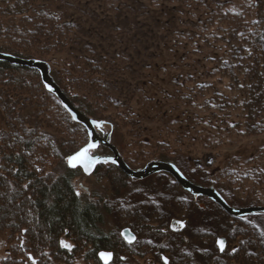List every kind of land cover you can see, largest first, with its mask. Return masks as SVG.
<instances>
[{
	"label": "trees",
	"instance_id": "16d2710c",
	"mask_svg": "<svg viewBox=\"0 0 264 264\" xmlns=\"http://www.w3.org/2000/svg\"><path fill=\"white\" fill-rule=\"evenodd\" d=\"M57 1L0 0V52L49 63L70 42L81 45V54L62 59L51 75L76 108L102 122L98 134L103 139L112 144L121 139L122 150L140 157L160 153L163 160L187 158L227 203L239 199L264 205V166L257 163L262 158L248 154L264 138L260 9H231L221 0H122L118 5L106 0L104 16L95 13V28L105 31L108 41L119 37L123 48L97 54L94 44L72 38L75 32L92 35L93 28L83 30L74 13L64 9V0H59L61 5ZM129 48L140 58L137 69L128 66L133 59ZM165 56L176 71L164 83L158 72H164ZM145 60H154L158 70L145 67ZM120 62H126L121 73L132 76L122 79L124 89L117 99L105 87L103 68L118 69ZM24 100L37 108V121L30 128L18 114ZM0 122V232H8L11 244L0 264H105L101 252L111 253L108 264H134L158 251L144 237L128 243L105 230L109 201L90 200L76 190L72 179L80 167L70 168L66 160L87 142V133L45 89L37 70L0 60ZM104 150L99 145L91 154ZM103 168L110 198H118L129 178L108 162L94 172ZM169 195L167 206L183 208L175 193ZM143 209H119V223L145 235H163L157 218L163 214L152 217L150 209ZM218 211L212 235L226 238L225 250L216 249L210 234L205 240L213 251L209 258L189 260L181 251L172 264H264L254 226L220 207ZM196 240L180 236L178 242L194 249L199 247Z\"/></svg>",
	"mask_w": 264,
	"mask_h": 264
},
{
	"label": "rangeland",
	"instance_id": "374dc122",
	"mask_svg": "<svg viewBox=\"0 0 264 264\" xmlns=\"http://www.w3.org/2000/svg\"><path fill=\"white\" fill-rule=\"evenodd\" d=\"M106 0H64V9L68 14H73V19L77 20L76 22L82 27L83 30L89 31L93 28L94 33L92 32V35L90 34L83 35L82 33L77 34L76 32L72 36V38L75 39V41H80L82 43L87 44H94L97 54H102V50L105 49V51H108L112 54L113 51H120V49L123 48V44L119 42L118 38H113L112 40L108 41L106 39V34L104 32L98 31L97 23L95 22V13L98 15V17H102L101 8H103V3ZM111 1V0H109ZM117 0L114 1V3H119ZM145 1V0H142ZM229 2L227 4V7L231 9H238L239 7H242L244 5H248L252 8V11H255L257 13L258 9L261 10V15L264 16V0H221ZM57 5H61L60 1L58 0L55 2ZM86 4V7H85ZM118 5V4H117ZM257 5V9H255L253 6ZM88 13L84 14L83 10ZM94 12V16L91 17L89 13ZM104 33V34H103ZM93 36V38H92ZM118 40V41H117ZM110 46V47H109ZM81 45L78 46L77 43L74 44V42H70L67 46V48L64 50L63 53L55 55L52 57V60H50V67L51 72H55L56 69L59 66V63L62 59L69 56L71 53L74 55H78L80 52ZM108 49V50H107ZM129 53L132 54L133 59H128V66H132L131 69H137L136 61H140V58L136 59L135 55L132 53V49L129 48ZM79 54V55H80ZM107 55V54H106ZM166 60L164 59V66L163 63H161V67L164 68V72L159 71L160 75H158V78L161 79L164 83L168 80V75L174 73V67L169 65V59L168 56H165ZM152 62V63H151ZM151 63V64H150ZM126 62H120L118 69H111L109 65H107L105 68H103V82L106 88L109 89L108 93L114 97L119 98V90L124 89V85L122 84V79L129 77L127 80L130 81V76L132 74H129V72L125 71V73H121V70H123V67H126ZM142 64V63H141ZM145 67L148 66L150 68H153L154 70H158V64L155 63L154 60H145ZM183 68V67H182ZM141 69V67H139ZM138 69V71H140ZM144 69V68H143ZM52 76V75H51ZM137 79V78H136ZM120 82V83H119ZM113 87V88H112ZM129 90V88H127ZM54 95V94H53ZM55 96V95H54ZM56 97V96H55ZM57 98V97H56ZM24 105L18 107V114L22 118L23 124L25 127L30 128L33 126L35 121H37L36 116V109L35 106L31 105L30 103L23 101ZM127 102V101H126ZM78 109V108H77ZM1 125V122H0ZM2 127V126H0ZM85 129V128H84ZM86 131V130H85ZM118 139V138H117ZM111 143V142H110ZM117 144V147L114 144ZM115 143L113 142V145L119 149V153L124 159V161L133 169H139L142 168L145 163H147L149 160H163L160 158V153H154L149 156H143L140 157L138 155V152H129L121 145V139L119 141L115 140ZM103 146V145H101ZM105 150L103 152H100L97 155H103V156H109L111 155V151L106 146ZM252 147V148H251ZM248 148V154L252 155V157H261L257 163L261 166H264V156H261L262 152L264 151V138L263 140L261 138H258L257 141L253 143V145ZM125 149V150H124ZM169 161H172L177 164L179 169L185 174L187 178L192 180L193 182L209 186V183L206 182L205 178L198 174L195 167H191L189 164L190 161L187 158L182 157H169L167 158ZM164 160V161H168ZM110 163V162H108ZM103 164V163H102ZM80 169V168H79ZM119 169V168H118ZM129 178V177H128ZM73 185L75 186L76 190L83 196H85L87 199L94 200V199H101L102 202L105 200L109 201L110 206V214L106 215L104 218V224L103 228L107 231H110L112 233L120 234L121 227L124 224H119V217L117 214V211L119 209H130L133 212H138V210L143 209L146 210L147 208L151 210L149 213V216L151 215L154 217V215L158 214V212L163 215L162 217H157L160 219V228L169 224L170 218L176 217L179 220H183L186 222V226L182 231H175L176 234H171L167 231L163 235L159 233H141L138 231V241L143 240V237L148 243V245H155L156 250H158L156 253H151L150 255H147V259L150 261H157L158 264H164V261L162 258H167L168 264H172L173 260L176 259L179 256V253L182 251V254H186V256H189V260H196L199 256L200 259L203 260L205 257L209 258L213 251L211 252V247L208 246V243L206 242L207 236L210 234L212 235V232L215 235V227H216V219L218 214V207L215 202L210 200L209 198L205 196H194L192 194H189L185 190H180L178 188H175L176 181L174 178L168 174H165L164 172H158L154 173L153 175H150L144 179H132L129 178L127 180L126 186L123 189V191L120 193L118 198H114L111 200V187L109 185V181L107 178V172L105 169H101V171L95 173L93 171L92 174L86 175L82 172L80 169L79 174H77L72 179ZM213 187V186H212ZM170 193H175L178 200L180 201L181 206L176 205L175 207L172 205L167 206V200H169ZM168 197V198H167ZM110 198V199H109ZM231 206H249V205H256L251 202H243L239 199H234L228 202ZM108 205V204H107ZM178 207L177 209H175ZM146 208V209H145ZM221 208V207H220ZM222 209V208H221ZM172 212H171V211ZM173 210H177L175 214H173ZM163 211V212H162ZM179 211V214H178ZM224 211V210H223ZM225 212V211H224ZM226 213V212H225ZM140 215H145L144 211L140 212ZM148 215V214H147ZM166 215V216H165ZM229 215V214H228ZM146 216V215H145ZM150 217L146 219L150 221H155V218ZM234 217V216H233ZM241 218V222L248 224L250 226H254V231L256 236L259 237L261 245L264 248V214H249L245 215ZM126 225V224H125ZM151 230V229H150ZM158 232V231H156ZM121 236V235H120ZM180 236H185L187 239L196 237V241L199 242V247H181L182 245H179V238ZM214 237V241L216 242L217 237L219 236H210ZM226 239V238H225ZM206 240V241H205ZM226 243L228 244L227 240ZM8 245H11L8 243V232H0V256H4L6 253V249L8 248ZM216 249H218L217 244ZM155 256V259L154 257ZM197 257V258H194ZM22 258H24L22 256ZM203 258V259H202ZM147 259H141L138 261V259L134 262V264H147ZM149 264V263H148Z\"/></svg>",
	"mask_w": 264,
	"mask_h": 264
},
{
	"label": "water",
	"instance_id": "95a60500",
	"mask_svg": "<svg viewBox=\"0 0 264 264\" xmlns=\"http://www.w3.org/2000/svg\"><path fill=\"white\" fill-rule=\"evenodd\" d=\"M0 60L7 61L11 64H17V65H21V66H25V67L33 68L37 70L45 89L48 91L49 89H51V91L49 92H51L57 97L61 105L70 115L71 119L75 122L80 123L85 128L86 133H87V142L74 153L78 152L81 148L85 147L89 142L96 145L94 149H96L99 145L106 146L107 148L110 149L111 155L109 156L91 154V151L94 149L90 150L88 155L91 156L94 160H97L99 162L93 164L87 173L85 172L82 165L77 164L76 167H80V169L82 170L84 174L89 175L93 173L96 166L104 162H110L111 164L119 168L127 177L132 178V179H144L150 175H153L154 173L166 172L174 178L176 183L183 190L187 191L188 193L192 195L205 196L209 198L210 200L215 202L217 205H219L230 216L242 217V216L249 215V214L264 213V205H249V206H240V207L229 205L216 189H214L213 187L204 186V185H200V184L192 182L171 161L153 159L145 163V165L142 168H139V169L131 168L121 157L117 148L112 143H110L108 140L103 139L98 134V131L100 127L102 126V122L87 116L86 114L81 112L79 109H77L74 106V104L71 102V100L66 96V94L61 90V88L56 84V82L54 81V79L52 78L50 74L51 67L48 62L39 60V59H33V58L24 59V58L16 57L11 54L2 53V52H0ZM74 153H72L71 155H73ZM68 157L66 160L67 166L70 168H75V167H71L68 164ZM178 222H182L184 225V221L176 220V219H173L171 221V225L174 226V224H178L181 228V224ZM120 234L126 242H129V241L133 242L135 240V235L130 230L129 227H124L121 230ZM218 239L223 240L225 242V247H226V239L222 236L218 237L216 241ZM218 250L220 251L219 247H218Z\"/></svg>",
	"mask_w": 264,
	"mask_h": 264
},
{
	"label": "snow or ice",
	"instance_id": "6c2138e0",
	"mask_svg": "<svg viewBox=\"0 0 264 264\" xmlns=\"http://www.w3.org/2000/svg\"><path fill=\"white\" fill-rule=\"evenodd\" d=\"M51 91V89H49ZM98 126V125H97ZM96 147L95 144L89 142L85 147L81 148L78 152L74 153L73 155L68 157V164L71 167H76L77 164L82 165L85 172L87 173L89 169L92 167L93 164L98 163L99 161L94 160L91 156L88 155L90 150L94 149ZM181 224V227H183L182 222H178ZM131 242V241H129ZM217 246L219 247L220 251L223 252L225 250V242L223 240H217L216 241ZM61 245L64 246V242L61 241ZM236 249H233V252H235ZM102 260L105 261V264H108V261L111 258V253H105L101 252L99 253ZM29 259H32V257H29ZM164 259V264H168L167 258ZM33 264H35V261L33 260Z\"/></svg>",
	"mask_w": 264,
	"mask_h": 264
},
{
	"label": "flooded vegetation",
	"instance_id": "af4514ba",
	"mask_svg": "<svg viewBox=\"0 0 264 264\" xmlns=\"http://www.w3.org/2000/svg\"><path fill=\"white\" fill-rule=\"evenodd\" d=\"M164 173H166V172H164ZM91 174H92V173H91ZM167 174H168V173H167ZM168 175H170V174H168ZM170 176H171V175H170ZM177 185H178V184H177ZM103 205H104V204H103ZM173 219L179 220V219L176 218V217L170 218V220H169V224L166 225V226L163 225V227L160 228V231L163 232V233H165V232L168 231V232L170 233V235H171L173 232H175V231H182V230L185 228V226H186V222H184V226L181 227V228H180V226H179L178 224H174V226H172V225H171V221H172ZM182 221H183V220H182ZM119 224H120V223H119ZM121 224H123V223H121ZM124 227H129L130 230L134 233V235H135V239L138 238V231H137V229H135V228H133V227H131V226H129V225H125V224H123L120 230H122ZM120 235H121V234H120ZM121 237H122V236H121ZM217 238H218V237H217ZM128 243H129V242H128ZM131 243H132V242H131ZM215 243H216V242H215ZM136 245H139V244L137 243ZM186 245H188V243H187ZM162 259H163V258H162ZM163 261H164V259H163Z\"/></svg>",
	"mask_w": 264,
	"mask_h": 264
}]
</instances>
